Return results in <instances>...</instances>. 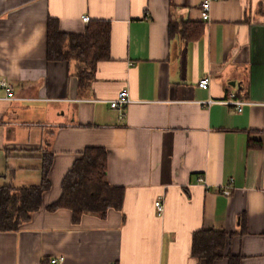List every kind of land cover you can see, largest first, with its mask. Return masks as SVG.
<instances>
[{
    "label": "crops",
    "instance_id": "obj_1",
    "mask_svg": "<svg viewBox=\"0 0 264 264\" xmlns=\"http://www.w3.org/2000/svg\"><path fill=\"white\" fill-rule=\"evenodd\" d=\"M203 1L0 0V187L40 184L54 154L42 207L0 223V264H208L193 255L203 229L228 234L212 264H264V0H213L207 21ZM84 15L111 22V58L80 89L76 61L48 59V23L83 33ZM171 21L203 33L171 36ZM89 147L107 150L124 201L75 222L49 206Z\"/></svg>",
    "mask_w": 264,
    "mask_h": 264
},
{
    "label": "trees",
    "instance_id": "obj_2",
    "mask_svg": "<svg viewBox=\"0 0 264 264\" xmlns=\"http://www.w3.org/2000/svg\"><path fill=\"white\" fill-rule=\"evenodd\" d=\"M111 22L90 20L83 33H69L60 29L57 19L48 23V59L50 61H76L75 76L80 89L92 82L101 61L111 58ZM181 34L191 40L203 33V25L194 22H170V35ZM54 154H42V181L40 184L0 187L1 228L18 230L32 214L43 205L44 194L51 188L49 173ZM108 153L102 147H89L78 158L62 183L60 199L49 206L50 210L67 208L73 212L75 222L82 214L106 215L112 209H121L124 188L113 186L108 180ZM225 231L203 229L194 234L193 255L212 264L222 256L219 249L225 246ZM230 264H238V258L230 255Z\"/></svg>",
    "mask_w": 264,
    "mask_h": 264
},
{
    "label": "built area",
    "instance_id": "obj_3",
    "mask_svg": "<svg viewBox=\"0 0 264 264\" xmlns=\"http://www.w3.org/2000/svg\"><path fill=\"white\" fill-rule=\"evenodd\" d=\"M213 0H204L202 3V9H201V14H202V18L203 20L207 21L210 19V9H211V4H212ZM84 22H89L90 21V17L88 15H84L82 17ZM211 79L210 77H205L203 79H201L199 81V86L202 88H208L210 85ZM7 83L3 82V85H6ZM131 102L130 99V95H129V91L127 89H123L117 98L113 99L110 103L111 108L113 109H117L121 112V116L123 117L124 115V111L126 106ZM227 103L236 105V108L238 109V111L242 110V104L243 102L236 100V94L232 93L230 95V99L228 100ZM200 181L203 182L204 179L200 178ZM224 193H229L228 190H223ZM156 207L157 209L162 212L164 211V203L162 201V199H158V201H156ZM52 264H57L58 263V259H52L51 260Z\"/></svg>",
    "mask_w": 264,
    "mask_h": 264
},
{
    "label": "water",
    "instance_id": "obj_4",
    "mask_svg": "<svg viewBox=\"0 0 264 264\" xmlns=\"http://www.w3.org/2000/svg\"><path fill=\"white\" fill-rule=\"evenodd\" d=\"M235 84H236V83L233 81V82H232V85H235Z\"/></svg>",
    "mask_w": 264,
    "mask_h": 264
}]
</instances>
